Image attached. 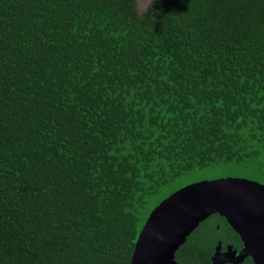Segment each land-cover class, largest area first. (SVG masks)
Wrapping results in <instances>:
<instances>
[{
  "label": "trees",
  "instance_id": "obj_1",
  "mask_svg": "<svg viewBox=\"0 0 264 264\" xmlns=\"http://www.w3.org/2000/svg\"><path fill=\"white\" fill-rule=\"evenodd\" d=\"M210 165L264 183V0H0V264H130ZM223 230L242 245L213 213L177 264Z\"/></svg>",
  "mask_w": 264,
  "mask_h": 264
},
{
  "label": "water",
  "instance_id": "obj_2",
  "mask_svg": "<svg viewBox=\"0 0 264 264\" xmlns=\"http://www.w3.org/2000/svg\"><path fill=\"white\" fill-rule=\"evenodd\" d=\"M213 213L225 218L242 246L227 243L222 249L217 241L211 263H240L250 256L264 264V183L233 175L193 181L162 198L138 233L130 264H177L178 248Z\"/></svg>",
  "mask_w": 264,
  "mask_h": 264
},
{
  "label": "rangeland",
  "instance_id": "obj_3",
  "mask_svg": "<svg viewBox=\"0 0 264 264\" xmlns=\"http://www.w3.org/2000/svg\"><path fill=\"white\" fill-rule=\"evenodd\" d=\"M153 0H136L137 7L140 11L147 10L151 7ZM247 174V173H246ZM246 174L242 173L239 169L237 171L230 170L228 167L218 166V165H210L201 168H196L188 173H185L180 176L178 179V185H184L193 181L201 180V179H212L222 176H245ZM247 177V176H246ZM231 235L228 236V231H222L219 234L213 236V239L216 240H229ZM213 246V247H214Z\"/></svg>",
  "mask_w": 264,
  "mask_h": 264
},
{
  "label": "flooded vegetation",
  "instance_id": "obj_4",
  "mask_svg": "<svg viewBox=\"0 0 264 264\" xmlns=\"http://www.w3.org/2000/svg\"><path fill=\"white\" fill-rule=\"evenodd\" d=\"M216 226H218V224H217ZM217 241H221L222 249H225V246H226L227 242L223 245L222 240H217ZM241 246H242V245H241ZM241 246H240V247H241ZM240 247H238V249H239Z\"/></svg>",
  "mask_w": 264,
  "mask_h": 264
}]
</instances>
